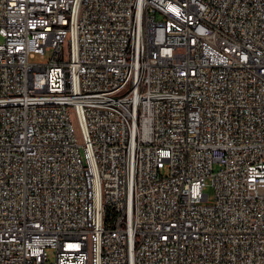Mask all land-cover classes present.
<instances>
[{
  "label": "built area",
  "instance_id": "built-area-1",
  "mask_svg": "<svg viewBox=\"0 0 264 264\" xmlns=\"http://www.w3.org/2000/svg\"><path fill=\"white\" fill-rule=\"evenodd\" d=\"M0 264H264V0H0Z\"/></svg>",
  "mask_w": 264,
  "mask_h": 264
},
{
  "label": "rangeland",
  "instance_id": "rangeland-1",
  "mask_svg": "<svg viewBox=\"0 0 264 264\" xmlns=\"http://www.w3.org/2000/svg\"><path fill=\"white\" fill-rule=\"evenodd\" d=\"M49 57V56H48ZM34 61L36 62H41V60L39 59V57H37ZM75 122V127H76V130L78 131V126H77V122ZM217 167V166H216ZM211 182H209V185L206 187L205 189V193H207L209 195V200L212 201L213 198H214V189L212 187V185L210 184ZM49 251V255H50V258L51 260L53 261L55 259V254H54V251L53 250H48Z\"/></svg>",
  "mask_w": 264,
  "mask_h": 264
}]
</instances>
